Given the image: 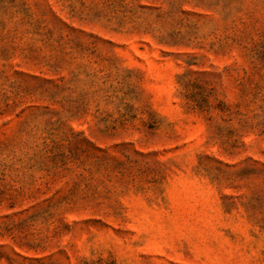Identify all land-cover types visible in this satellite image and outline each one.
<instances>
[{
  "label": "rangeland",
  "instance_id": "rangeland-1",
  "mask_svg": "<svg viewBox=\"0 0 264 264\" xmlns=\"http://www.w3.org/2000/svg\"><path fill=\"white\" fill-rule=\"evenodd\" d=\"M0 264H264V0H0Z\"/></svg>",
  "mask_w": 264,
  "mask_h": 264
}]
</instances>
